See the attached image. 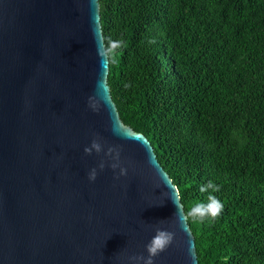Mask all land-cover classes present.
<instances>
[{
    "label": "water",
    "instance_id": "1",
    "mask_svg": "<svg viewBox=\"0 0 264 264\" xmlns=\"http://www.w3.org/2000/svg\"><path fill=\"white\" fill-rule=\"evenodd\" d=\"M99 37L98 0H0V264H129L158 227L175 237L154 264H198L175 185L119 118Z\"/></svg>",
    "mask_w": 264,
    "mask_h": 264
},
{
    "label": "trees",
    "instance_id": "2",
    "mask_svg": "<svg viewBox=\"0 0 264 264\" xmlns=\"http://www.w3.org/2000/svg\"><path fill=\"white\" fill-rule=\"evenodd\" d=\"M107 84L180 203L224 205L188 222L198 264H264V0H98ZM211 181L219 191L202 186Z\"/></svg>",
    "mask_w": 264,
    "mask_h": 264
},
{
    "label": "clouds",
    "instance_id": "3",
    "mask_svg": "<svg viewBox=\"0 0 264 264\" xmlns=\"http://www.w3.org/2000/svg\"><path fill=\"white\" fill-rule=\"evenodd\" d=\"M95 38V32H94ZM122 42L118 40L108 39L107 44L105 45L102 39L99 37L97 40V55L101 58L102 62L107 58L115 59L116 49L121 47ZM89 106L94 110L97 107V102L94 97H89ZM115 130V129H114ZM102 144L98 139L94 138L90 146L84 148L85 155H91L92 152L99 154L102 151ZM106 157H111L114 163L110 167L115 170L119 165V149L109 147L104 153ZM105 167L103 161L98 165V168L102 171ZM126 175V169L120 167L119 176ZM97 176V169L93 168L88 173V180L90 182L95 181ZM118 178V177H116ZM209 189L212 192L219 191V187L216 186L213 182L209 181L207 185L202 186L200 191L206 192ZM172 201L176 208L175 216L177 217V222L181 229L187 225L189 221L202 222L205 219H215L217 218L224 210V205L220 199L215 195H208L206 202L193 201L187 204V206L179 205L176 199H173L171 196L168 197ZM175 237L174 232L167 231L163 228H156L155 233L148 243L144 246V250L147 253L144 255H133L128 257L129 264H154V258L157 257L161 252L165 251L173 242Z\"/></svg>",
    "mask_w": 264,
    "mask_h": 264
}]
</instances>
